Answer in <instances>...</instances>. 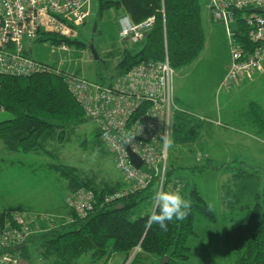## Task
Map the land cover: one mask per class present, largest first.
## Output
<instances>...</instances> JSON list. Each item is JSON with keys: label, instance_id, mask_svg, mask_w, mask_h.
<instances>
[{"label": "trees", "instance_id": "obj_1", "mask_svg": "<svg viewBox=\"0 0 264 264\" xmlns=\"http://www.w3.org/2000/svg\"><path fill=\"white\" fill-rule=\"evenodd\" d=\"M96 9L99 17L109 9L121 11L135 23L154 16L152 28L140 42V48L133 53L123 49L117 63L118 74L146 60H162L165 55L170 67L176 70L194 61L203 48L198 0H96ZM241 14L236 13L237 21H241ZM246 31L247 27L240 23L238 40L252 47ZM50 38L59 40L55 36ZM64 41L68 45L73 43L84 47L76 38ZM0 108L12 114L11 118L0 121V140L7 151L47 156L48 169L61 176L69 192L84 188L93 191L96 197L92 211L85 217L68 209L71 217L64 218L61 224L43 220L36 224V228L30 225L41 231L32 235L31 240L35 237L39 241V255L47 264H79L84 257L92 264H107L115 253H123L127 264H147L150 256L156 257L157 262L167 256L164 264H183L190 254L187 240L196 235L193 230L195 216L215 220L212 209L195 184L180 174L186 166L170 162L165 170L162 189L179 191L192 202L187 219L173 220L165 232L156 224H147L154 207L151 197L157 190L156 177L140 189L122 188L125 182L121 181L111 186H98L88 174L58 161L59 148L65 144L68 133L88 120L66 88L61 73L45 70L27 76L1 74ZM244 117L251 125L264 128V113L258 104L250 102ZM202 122L177 107L171 123L173 143L187 147L195 143ZM97 136L100 138L98 131ZM207 165L202 162L191 169L201 170ZM119 192L117 197L105 200ZM20 208L12 207L0 213V230L10 221L12 212ZM241 209L243 216L232 221L226 232L233 250V264H264V205L255 202L250 208ZM8 251H18V256L29 263L26 239Z\"/></svg>", "mask_w": 264, "mask_h": 264}, {"label": "rangeland", "instance_id": "obj_2", "mask_svg": "<svg viewBox=\"0 0 264 264\" xmlns=\"http://www.w3.org/2000/svg\"><path fill=\"white\" fill-rule=\"evenodd\" d=\"M199 4L203 16V0H199ZM88 8L89 15L86 22L78 28L79 34L76 37L84 47L71 43L69 52H52L55 47L49 42H36L31 51L37 60L54 68L83 76L91 82L107 84L118 75L117 63L123 49L127 48L133 53L140 48L141 43H128L127 47L120 43L119 11L109 9L99 17L96 0H90ZM219 30L210 34L206 32L204 46L197 58L190 64L174 70L173 75V97L176 106L195 118L202 119V128H206V123L210 124L209 119L215 117L219 109L223 122L232 124L227 116L229 111L236 107L239 109L243 104L246 106L247 99L259 103L264 110V74L254 81L251 90L246 91L241 86L228 89L220 86L219 81L229 62V46L223 27L219 26ZM89 44L93 45L96 58L91 54ZM11 117V113L0 108V121ZM170 134L171 127L169 137ZM250 134L251 132L243 130L237 135L249 143L253 142L255 148L241 147L238 161L227 164L204 160L199 146L200 134L198 140L188 147L173 143L171 148H167L166 167L170 162L186 166L180 174L195 184L215 215L214 221H207L198 214L195 216L193 230L196 235L187 240L190 254L183 264H233V250L226 235L229 225L243 216L240 205L249 208L255 202L264 205V143L252 139ZM59 149L58 161L88 174L95 185L111 186L119 184L120 181L126 182L116 168L113 155L97 136L96 124L91 120L76 125ZM97 149L99 155L94 156ZM47 161L48 157L43 155L9 152L0 140V213L8 208L21 206L27 209V212L45 216L55 224H61L64 218L71 217L70 212L61 215L51 210L60 205L59 208H67L60 198L64 197L68 190L61 176L48 169ZM202 162L208 165L201 170L191 169L195 164L201 165ZM223 165L224 168L220 169ZM240 168L253 171V177L238 179L235 175ZM256 194H259L258 198ZM38 222L40 223V218L36 223L33 222V227ZM33 227H29L26 237L30 253L28 264H47L39 255V241L35 237L31 240L32 235L41 232ZM124 257L123 253H115L107 264H127L128 260L124 262ZM157 260L156 257L150 256L147 264H157ZM79 264L92 263L84 257L80 259Z\"/></svg>", "mask_w": 264, "mask_h": 264}, {"label": "built area", "instance_id": "obj_3", "mask_svg": "<svg viewBox=\"0 0 264 264\" xmlns=\"http://www.w3.org/2000/svg\"><path fill=\"white\" fill-rule=\"evenodd\" d=\"M89 3L90 0H0V75L27 76L45 70L61 73L87 119L96 124L128 189L146 187L153 177L158 180L157 189H162L167 148L160 134L169 135L172 115L177 110L172 86L174 70L167 56L159 61L140 62L116 75L110 83L99 84L54 68L32 55L36 42H49L55 47L52 52H69L70 46L64 40L78 36V28L89 15ZM208 8L212 20L227 28L230 60L220 86H236L255 72L264 74V14L254 11L264 9V0H210ZM239 12V22L247 27L246 36L252 47L242 44L238 33L230 28ZM153 23L154 16L138 23L127 15L120 16L119 41L124 47L143 41ZM125 134L135 135L131 143H123ZM130 152L142 161L138 168L132 163ZM95 202L94 192L84 188L65 198L66 206L79 217L91 212ZM39 218L48 220L25 210L11 214L10 221L0 230V264H17L18 255L8 250L25 241L30 225Z\"/></svg>", "mask_w": 264, "mask_h": 264}, {"label": "crops", "instance_id": "obj_4", "mask_svg": "<svg viewBox=\"0 0 264 264\" xmlns=\"http://www.w3.org/2000/svg\"><path fill=\"white\" fill-rule=\"evenodd\" d=\"M203 2H204V9H205L203 16H201V7H200V17H201V25L203 29V34L206 36V32H208V34L212 32H219L220 31L219 26H222L225 31V36L228 42L226 26H224L221 23L213 21L211 18L209 8H208V4L210 0H203ZM262 13L264 14V9ZM123 15L124 14L121 11H119V17ZM240 23L241 22L237 21L236 19L234 24H232L230 27L231 30H234L235 32L238 33ZM205 36H204V41H205ZM229 60H230V55H229ZM227 67L224 69L221 79L223 78ZM262 75L263 74L261 73L255 72L250 79L248 80L246 79V80L239 82V84L236 85V87L241 86L243 89H246V91L251 90L253 87L252 88L250 87L252 86L254 81ZM221 79L219 81V84L221 82ZM225 89H228V87ZM174 100H175V97H174ZM250 102H254L260 106V104L255 102L254 100L247 99V103H245L246 106H244L243 104L241 105L239 109H237L236 107V109H232L231 111H229V114L227 116H228V119L232 121V124L223 122V119H222L223 116L219 109L218 112L215 114V117H211L209 119L210 124L206 123V128L201 127L199 146L201 147L200 152L203 154L204 160L208 162H212L214 160V161L220 162L221 164H227L231 161H238V159L240 158V155L238 153L241 147L252 148V149L255 148L253 142L249 143L246 139H241L240 136L237 135L239 132L242 133L243 130H247L251 132L250 137H252V139L264 143V128L261 129L260 127H255L245 120L244 114L246 113L247 106ZM260 108L262 109L261 106ZM262 111L264 113L263 109ZM234 122L236 123L235 125H234ZM223 168H224V165L220 167V169H223ZM253 173H254L253 171H249V170L246 171L240 168L237 172V175L235 176L238 179H243L245 177H250V176L253 177ZM231 175L233 178V174ZM262 179L264 178L262 177ZM122 186L126 188L128 186L127 182H125V185L123 184ZM70 192L68 190V192L66 193L64 197L61 196L60 201H63L65 203V198ZM60 206H56V208L55 207L51 208V210H54L56 211V213H59L61 215L63 213L69 212L67 208H59ZM244 207L247 208L248 206L240 205V208H244ZM19 210L27 211V209H24V208H20Z\"/></svg>", "mask_w": 264, "mask_h": 264}, {"label": "clouds", "instance_id": "obj_5", "mask_svg": "<svg viewBox=\"0 0 264 264\" xmlns=\"http://www.w3.org/2000/svg\"><path fill=\"white\" fill-rule=\"evenodd\" d=\"M161 140L165 148H171L173 145L169 135L161 133ZM135 135L125 134L123 143H131ZM99 155V149L96 150L94 156ZM153 209L148 217L147 224L149 226L156 224L162 231L168 230V225L173 220L183 221L190 214L192 202L186 199L179 191L157 189L153 192L152 197Z\"/></svg>", "mask_w": 264, "mask_h": 264}, {"label": "water", "instance_id": "obj_6", "mask_svg": "<svg viewBox=\"0 0 264 264\" xmlns=\"http://www.w3.org/2000/svg\"><path fill=\"white\" fill-rule=\"evenodd\" d=\"M254 11L258 12V13H262L263 9L255 8ZM89 50H90L91 54L93 55V57L96 58L97 57L96 52H95V49H94L92 44H89ZM130 158H131V161L135 165L136 168H138L141 165L142 161L134 153L130 152ZM167 260H168V257L164 256L159 261V264H164ZM17 264H28V260H26L24 258H18Z\"/></svg>", "mask_w": 264, "mask_h": 264}]
</instances>
